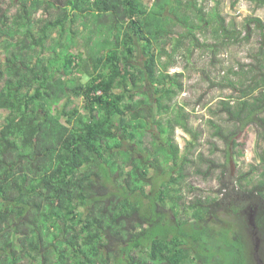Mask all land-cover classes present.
I'll use <instances>...</instances> for the list:
<instances>
[{
    "label": "trees",
    "instance_id": "16d2710c",
    "mask_svg": "<svg viewBox=\"0 0 264 264\" xmlns=\"http://www.w3.org/2000/svg\"><path fill=\"white\" fill-rule=\"evenodd\" d=\"M82 1L0 0V264H264V22L249 16L244 38L259 32L263 74L221 84L239 94L221 102L232 129L215 125L240 156L255 126L260 165L210 161L217 194L186 201L175 134L196 132L170 69L186 43L217 55L202 32L241 39L225 0ZM219 216L231 222L215 246L202 222Z\"/></svg>",
    "mask_w": 264,
    "mask_h": 264
},
{
    "label": "rangeland",
    "instance_id": "374dc122",
    "mask_svg": "<svg viewBox=\"0 0 264 264\" xmlns=\"http://www.w3.org/2000/svg\"><path fill=\"white\" fill-rule=\"evenodd\" d=\"M91 1L83 0L81 2L82 10H89ZM221 11L228 26L241 33V39L232 38L223 42L216 38L217 35L211 32V29L202 32L199 35L201 41L218 44L217 55L203 49H195L191 55L189 53L191 46L186 43L181 46L179 64L170 69L172 74H183L185 89L178 102L191 113V123L196 132V136H189L178 129L175 134L183 157L187 156L191 161L185 164L182 182L186 201L199 196L214 197L217 194L221 168H214L210 172L208 169L210 161L225 164L229 158L228 168L232 175L249 172L260 165L259 136L255 126L248 127L237 137L244 149V155L240 156L227 149L221 138L216 136L215 125L220 126L224 131L231 128L226 117L220 115L221 102L235 98L239 94L233 88L224 87L221 84H226L227 80L249 83L250 78L254 75L261 77L263 74L258 57L261 39L259 32L252 27L250 39L245 40L244 38L247 36L245 21L249 16L260 18L264 22V3L257 4L247 0H225ZM173 46H175L174 43L170 44L168 50L171 51ZM143 60V56L139 52L137 61L141 63ZM168 61L169 58L166 57L164 62ZM76 103L80 104V100L77 99ZM151 177L156 178L158 183L166 182L169 179L162 172L158 176L155 175L154 171L151 172ZM169 215L171 214L169 213ZM218 218L216 220L206 219L202 222L205 240L215 246L217 245L216 240L223 235L221 228L228 227L226 222H231L226 216H219ZM250 220L252 222V216ZM200 253L197 254L196 252L195 264H217L213 257L206 258Z\"/></svg>",
    "mask_w": 264,
    "mask_h": 264
},
{
    "label": "built area",
    "instance_id": "2783aa9c",
    "mask_svg": "<svg viewBox=\"0 0 264 264\" xmlns=\"http://www.w3.org/2000/svg\"><path fill=\"white\" fill-rule=\"evenodd\" d=\"M173 71H174V69H173Z\"/></svg>",
    "mask_w": 264,
    "mask_h": 264
}]
</instances>
